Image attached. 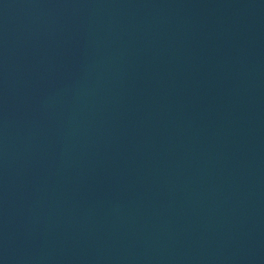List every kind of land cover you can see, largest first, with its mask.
<instances>
[{"label":"water","instance_id":"obj_1","mask_svg":"<svg viewBox=\"0 0 264 264\" xmlns=\"http://www.w3.org/2000/svg\"><path fill=\"white\" fill-rule=\"evenodd\" d=\"M0 264H264V0H0Z\"/></svg>","mask_w":264,"mask_h":264}]
</instances>
